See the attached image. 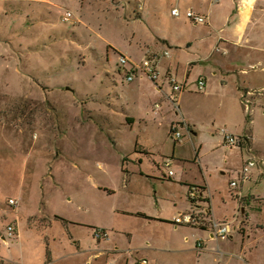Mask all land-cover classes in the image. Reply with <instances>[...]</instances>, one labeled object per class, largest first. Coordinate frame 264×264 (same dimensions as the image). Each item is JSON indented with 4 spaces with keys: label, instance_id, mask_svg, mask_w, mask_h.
Returning a JSON list of instances; mask_svg holds the SVG:
<instances>
[{
    "label": "rangeland",
    "instance_id": "obj_1",
    "mask_svg": "<svg viewBox=\"0 0 264 264\" xmlns=\"http://www.w3.org/2000/svg\"><path fill=\"white\" fill-rule=\"evenodd\" d=\"M212 2L215 9L224 4ZM200 4L0 0V264H45L47 258L52 264H141L150 260L145 241L151 243L152 234L163 245L159 239L168 229L145 227L140 213L169 218L186 184L204 179L216 220L236 213L237 190L245 196L246 215L237 211L235 222L242 219L245 230H233L231 241L219 243L232 251L228 264H264V88L245 93L243 101L253 99L245 113L240 102L243 84L264 85V15L249 41L220 43L208 56L210 46L192 40L204 35L202 26L184 15ZM173 7L180 16L171 14ZM259 7L264 0L257 1ZM257 11L260 17L264 10ZM165 49L169 57L158 64L160 74L175 54L198 60L190 65L177 114L165 97L168 84L158 93L151 80L127 81L119 69L120 55L140 61ZM199 78H205L203 90ZM156 102L160 109L154 112ZM182 118L181 139L175 141L167 124ZM221 128L238 136L247 128L248 151L224 145ZM165 157L173 158L170 178L162 167ZM250 157L258 166L239 180L238 170ZM233 179L236 189L229 184ZM9 198L17 201L16 209ZM8 224L15 225L17 237L2 239ZM97 229L108 240L95 239ZM159 259L194 264L196 256L162 252Z\"/></svg>",
    "mask_w": 264,
    "mask_h": 264
},
{
    "label": "crops",
    "instance_id": "obj_2",
    "mask_svg": "<svg viewBox=\"0 0 264 264\" xmlns=\"http://www.w3.org/2000/svg\"><path fill=\"white\" fill-rule=\"evenodd\" d=\"M214 1H216V0H214ZM218 1L219 0H217V2ZM223 1H224V4L223 5L222 4L216 5V9L214 7L215 5H213L212 0H208L207 4H204V0H199V2L202 3V5L200 4L201 6L196 7V9H197L196 11L198 13L206 16V20L203 23L193 24V25H196L197 27L202 26L201 33L204 35L200 36V37L194 36L192 40H196L198 42L199 41L206 42L210 46V51L208 52V56H210L214 53L213 48L216 44H218V46L220 43L237 46V45H241L244 41L245 42L249 41L251 30L256 28L255 26L258 24L259 19H261L264 15V11H263L262 13H260V17L258 16L257 9H259V10L263 9L264 10V7L257 8V1L258 0H252V2L249 5H247V7H246L247 9L244 11L240 10V7L243 5V2H244L243 0H223ZM255 11H256V13H255ZM180 15H181V12H180ZM160 39H162L164 43H168L163 38H160ZM153 53H155V52H153ZM167 57H169V55ZM167 57L159 56V59L157 61V68H158V64L160 63V61L163 58H167ZM206 57H207V54L205 56H202L200 58V60H206L207 59ZM197 61L198 60L196 58H192V57L187 58L183 61V60H181V57L179 54H175V55L171 56L166 61L164 73H166V72L173 73L179 82L185 83V85H186L190 65L197 62ZM182 64H183V70H181ZM250 65H253V63H251ZM171 69H173L174 72ZM240 71L246 72V68L240 67ZM163 74H161V75H163ZM210 74L216 75L215 68H212V70L210 71ZM139 80H142V77ZM204 80H205V78H204ZM220 81L222 83H226L227 79L221 78ZM163 84H167V83L164 81L163 78H161V80H159V85L158 86L156 85L157 86L156 91L158 93H160V91L162 92L161 87ZM136 85L138 86V84H136ZM205 87H206V82H205ZM205 87H204V89H205ZM238 87L241 88V86H238ZM242 88H243L242 89L243 94L240 95V97H241L240 102L243 105L242 110L245 113L246 110L249 109V108H247L248 107L247 105L250 102H252V100H253V99H251V100L248 99V101H245V100L243 101V98H245V96H246L245 93L250 94V93L254 92V90H256V89H260V88L263 89L264 85L259 87V88H253V87L246 86V84H243ZM183 92L184 91H182L179 94V100H180V97L182 96ZM130 119L132 120L133 118H130ZM172 123H173V121L168 122V124H167V127L169 126L168 130H170V126ZM246 130H247V128H245L244 132L242 133L243 134L242 136L244 137V143L240 147H243V149H246V147H247V146H245ZM190 131L192 132V134H194V135L196 134V132L193 131L192 129H190ZM147 149H149V148H147ZM146 151H148V150H146ZM246 151H248V150L246 149ZM243 162H244V160H243ZM197 165H198V167L202 173V167H201L199 159L197 160ZM173 174H174V172H173ZM165 175H166V177H169V178L172 177V175H168L167 173ZM180 181L184 182L185 184L188 183V181L186 182V180H184V179H181ZM186 185H187V190H181L180 194H179V199L174 201V203H173L174 212H172V214H171V216H169V218H162V216H160V214L155 215V216H149L148 214L140 213L141 217L144 219V226L145 227H148L149 225H152V224H154L156 226H157V224H163L164 226L166 225L165 227L168 229V235L159 239L160 242L163 243V245H158V241H156L157 239L152 234L150 236L151 243L149 241H145V246L147 248L148 247L151 248L150 249L151 251H149L147 253V255L150 257L149 258L150 260H148V259L147 260L151 262V263L149 262L150 264H157V263L159 264V260H160L159 254L162 252H169L171 254H177V255L191 253L194 257L196 256L194 264H209L207 262V259H209V258H211L210 264H215V263L216 264L217 263L218 264H228V260H230L228 258H231L230 256L232 254V251H229V250L223 251L222 250V248L220 247V244H219L220 241H222V240H216V239L208 238V233L204 229L192 227L189 225H178L177 227H175L171 223L172 216L176 215L179 212H182V211L188 209V207H189L187 191L192 184L191 185L186 184ZM196 185L205 187L207 189V191L209 192V199H208V201L206 200L205 202H206L208 208L210 209L213 217L215 218L214 213H213L214 212L213 207H212V194H211L210 189L208 188V185H207L205 179H204V183L196 184ZM238 191L241 193V190H238ZM244 201H245V196L242 195V193H241V198L238 199V208H237L238 209L237 211L239 212L238 215H241V216L246 215V209H245V205L243 203ZM237 211L234 215H236L238 213ZM238 218H239V216L237 217V221L239 220ZM226 219H228V218H224L222 220H226ZM237 226H238L237 229H239V230H241L242 227L244 228V224H242V219L237 223ZM244 230H245V228H244ZM3 236L4 235L2 234L1 235L2 239H3ZM199 238L203 239V243H204L203 248L196 247V241ZM232 238H233V235L231 233V236L225 240L231 241ZM116 248H117L116 245H114L113 249H116ZM139 249L140 248L136 247L133 250L135 252H137ZM220 249L222 250L221 252H220ZM103 252H104L103 250H100L98 253H94L92 256H96L100 253L103 254ZM198 256L201 257V261L199 260V258H197ZM52 263L53 262L50 261L49 258L46 259L45 264H52ZM125 264H128V260H126Z\"/></svg>",
    "mask_w": 264,
    "mask_h": 264
},
{
    "label": "built area",
    "instance_id": "obj_3",
    "mask_svg": "<svg viewBox=\"0 0 264 264\" xmlns=\"http://www.w3.org/2000/svg\"><path fill=\"white\" fill-rule=\"evenodd\" d=\"M217 1V0H216ZM171 14L175 17L180 15V11L178 8L173 7L171 9ZM71 13L68 11L64 15L65 19L70 17ZM186 18H188L193 24L203 23L206 20V16L196 12L193 9H187L184 12ZM219 46L216 44L213 48L214 51H218ZM169 52L165 49L160 55L156 53H148L140 61L132 60L131 58L120 55L119 69L122 72L126 73V80L132 81L135 77H144L151 80L155 85H159L158 82L161 78L170 86V92L165 93V97L169 100V102L173 105L175 109V113L177 114L179 110V94L186 89L185 83H181L177 80L176 76L173 73L166 72L163 75L160 74L157 68V61L159 56L167 57ZM129 65V67H127ZM205 87V80L203 78H199L197 80V88L199 90H203ZM160 109V103H154V112ZM184 119H179L177 122H173L170 126L171 137L175 141H179L181 139V133L177 130L178 124H184ZM187 128L190 131L189 126ZM219 133L222 136V142L224 145L232 147L235 145L242 146L244 143V137L234 135L226 132L225 128L219 129ZM172 161V157H165L162 161V167L164 171L168 175H173V171L169 169L170 163ZM255 166H258V161L256 158L250 157L244 160L242 163L239 172V180L245 181L249 178V174L251 169ZM230 186L233 189H236L238 186V181L233 179L230 181ZM187 197L189 201L188 209L177 213L172 216L171 223L177 227L178 225H189L192 227H197L200 229H204L208 233V238L216 239V240H225L231 236L233 230L237 229L238 226L235 224L237 221L238 215H234L231 219L226 220H216L210 209L206 204V200L209 199V192L205 187L202 186H190L187 191ZM236 197L241 198V193L237 190ZM8 204L13 206L15 209L17 208V201L13 198L8 199ZM4 238H15L17 237L16 227L14 224H8L6 226V231L3 236ZM93 237L97 240L108 239L109 234L105 230H94ZM196 247L203 248L204 243L203 239L199 238L196 241ZM141 264H150L149 261L145 258H142L139 261Z\"/></svg>",
    "mask_w": 264,
    "mask_h": 264
},
{
    "label": "bare ground",
    "instance_id": "obj_4",
    "mask_svg": "<svg viewBox=\"0 0 264 264\" xmlns=\"http://www.w3.org/2000/svg\"><path fill=\"white\" fill-rule=\"evenodd\" d=\"M244 2H243V5L240 7V10L241 11H244V10H246L247 8V5H249L251 2H252V0H243Z\"/></svg>",
    "mask_w": 264,
    "mask_h": 264
}]
</instances>
